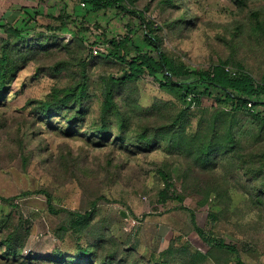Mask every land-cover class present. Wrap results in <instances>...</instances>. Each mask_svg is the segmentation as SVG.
<instances>
[{"label":"rangeland","instance_id":"374dc122","mask_svg":"<svg viewBox=\"0 0 264 264\" xmlns=\"http://www.w3.org/2000/svg\"><path fill=\"white\" fill-rule=\"evenodd\" d=\"M165 2L136 0L132 8L155 23L172 58L203 68L229 60L232 72L239 64L264 79V0ZM55 12L67 15L68 25L51 32L46 24L61 21L42 17L44 26L32 22L37 31L29 36L44 31L58 44L21 65L0 101V264H71L53 256L62 250L71 257L79 244L97 240L102 258L115 256L112 264H236L237 254L246 264H264V123L214 97L184 100L178 89L144 75L116 86L115 108L106 118L110 139L100 142L93 134L104 121L109 80L125 65L98 55L108 54L110 38L124 36L131 37L130 49L156 52L132 12L93 11L81 0H60ZM92 45L100 53L90 54ZM83 82L87 115L75 132L67 133L59 117L46 124L28 104L46 99L54 87ZM182 109L186 116L177 128ZM144 131L155 138L153 148L137 147ZM121 134L124 140L113 141ZM213 144L228 147L212 149L207 163L201 148ZM164 188L170 199L161 202ZM37 190L48 191L54 207L64 210L51 211ZM9 197L15 198L3 199ZM191 210L207 240L195 230ZM87 212L90 221L77 223V214ZM10 235L18 236L16 257L2 243ZM219 239L239 252L214 246Z\"/></svg>","mask_w":264,"mask_h":264},{"label":"trees","instance_id":"16d2710c","mask_svg":"<svg viewBox=\"0 0 264 264\" xmlns=\"http://www.w3.org/2000/svg\"><path fill=\"white\" fill-rule=\"evenodd\" d=\"M180 0H166V5L175 6ZM238 1V0H236ZM83 6L93 11H100L110 8H118L124 12H132L142 18L144 24V38L146 43L151 46L156 55L149 50H142L136 47L130 49L128 43L130 36L112 37L109 40V52L106 55L98 56L109 57L111 60L120 62L125 65L119 76H111L109 80L108 90L106 91L102 115L103 123L94 131L93 135L101 141H108L111 130L107 116L115 108L116 86H121L127 82L136 81L144 75L154 77L160 86L167 89H178L181 97L186 100L192 98L199 100L202 96L214 97L221 103L226 104L233 112H248L254 118L264 123V79L257 80L251 73L245 71L241 65H237V72H232L229 68L231 62L229 60H221L213 64L209 68L196 67L183 61H176L162 47L160 37L155 34L156 25L153 21H146L143 11H139L134 7L136 0H81ZM256 17L258 13H254ZM51 18L60 20L58 26L46 24V29L51 32L61 30L68 25V16L63 12ZM190 22V19L182 18V22ZM258 19L257 24H260ZM35 22V26L43 24L35 19L27 20L23 24L17 26L12 23L0 24V31L3 30L5 37L0 40V101L4 99L7 90H9L17 72L25 62L34 59L38 51L51 48L58 42H51L49 34L41 31V35L35 34V37L29 36V33L37 31L31 23ZM36 28V29H35ZM43 29L42 27H39ZM54 34V33H53ZM54 36V35H53ZM55 37V36H54ZM90 54H93L90 52ZM89 99L88 85L86 82L69 87H54L48 97L44 100H30L28 104L33 105L38 118L46 121V124H53L55 117L63 119L68 130L67 133L75 132V126L83 122L87 115L86 102ZM260 106L262 109H256ZM186 109H182L174 120V125L179 128L183 125L186 116ZM126 119L122 120L121 126L125 127ZM264 125V124H263ZM176 127H172L175 129ZM175 129L174 131H176ZM170 131H166L169 133ZM164 134V135H165ZM124 140V135L114 136L113 141ZM183 138H181L182 142ZM139 141L144 148H153L155 138H152L147 131L139 135ZM209 145V144H208ZM221 145V146H218ZM219 147L226 148V144H213L206 148H201L200 156L204 157L205 162L211 161L212 149ZM206 155V159L205 156ZM36 192H44L48 198L49 209L58 213L64 209H56L52 202L51 194L46 190H37ZM30 194L32 192H23ZM15 197L3 198L7 201L13 200ZM170 199V194L166 188L160 192V201L166 202ZM192 212V220L195 230L199 235L207 240L205 230L198 225L195 211ZM75 215V213H73ZM92 212L85 214H77V223L90 221ZM102 241V240H101ZM208 243H211L207 241ZM6 245L9 256L16 257L19 253L20 244L18 236H8L2 242ZM100 241L97 240L95 246L78 245V252L73 256H67L62 250H59L53 257L57 262H67L71 264H112L110 256L102 258L100 255ZM212 244V243H211ZM213 245L233 253H238V247L234 243L226 242L219 239L213 242ZM236 264H246L237 254Z\"/></svg>","mask_w":264,"mask_h":264},{"label":"crops","instance_id":"0c3cea01","mask_svg":"<svg viewBox=\"0 0 264 264\" xmlns=\"http://www.w3.org/2000/svg\"><path fill=\"white\" fill-rule=\"evenodd\" d=\"M59 2L60 0H0V24L12 23L19 26L31 19L41 23L42 17L58 15L55 10Z\"/></svg>","mask_w":264,"mask_h":264},{"label":"built area","instance_id":"2783aa9c","mask_svg":"<svg viewBox=\"0 0 264 264\" xmlns=\"http://www.w3.org/2000/svg\"><path fill=\"white\" fill-rule=\"evenodd\" d=\"M90 50H91V52H92L93 54H98V53H100V47L97 46V45H92V46H90Z\"/></svg>","mask_w":264,"mask_h":264},{"label":"water","instance_id":"95a60500","mask_svg":"<svg viewBox=\"0 0 264 264\" xmlns=\"http://www.w3.org/2000/svg\"><path fill=\"white\" fill-rule=\"evenodd\" d=\"M124 214V213H123Z\"/></svg>","mask_w":264,"mask_h":264}]
</instances>
